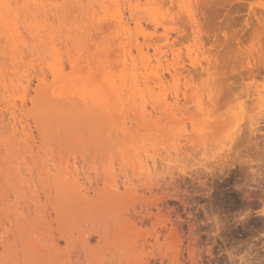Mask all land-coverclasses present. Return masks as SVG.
<instances>
[{
    "label": "rangeland",
    "instance_id": "374dc122",
    "mask_svg": "<svg viewBox=\"0 0 264 264\" xmlns=\"http://www.w3.org/2000/svg\"><path fill=\"white\" fill-rule=\"evenodd\" d=\"M57 1L60 2L62 0H55L54 3ZM67 1V4H64L67 6L66 11H71L70 13L68 12L69 15L72 13V16L70 15L72 21L70 20L69 23L67 22L68 24L72 22L70 24L71 26L64 22L65 26H69L68 29L62 24L67 14L65 11L63 12L65 15L63 14L61 16L63 18L57 15L62 23L59 22L60 20L57 19V16L54 17V15L58 14L56 9H58L59 12L61 8H64L62 4L63 1L60 3L57 2L58 4H62V7H59L60 5L58 6V4H55V8L52 6L55 10L52 7H49L51 9L48 7L45 8L47 11L51 10V12L53 9L54 13H56L54 14L52 12L53 17L51 18V12L48 11L50 17H47L48 12L44 11V9L43 11L46 13L43 16L46 15L45 17L49 19L47 20L45 18L46 20L44 21L43 18L41 23L44 21L42 25L45 26V28H43L46 32H44L46 40L48 39V37L46 38V35H48L46 26L49 28L50 33V27L55 30L53 32L55 37L53 35V38H55L54 41L56 40V46L52 44L54 42L53 40V42L49 41L54 48L58 50V53L55 54L54 57L56 59L58 58V60L54 59V62H63V64L60 63L64 68L63 73L67 76L68 80L72 79V82L68 81L66 78L67 83H60L55 86L52 77L54 75L50 74V72H55L56 75V71H54L55 69L52 68L50 63L53 61L52 58L54 54L51 57L50 55L52 53H46L47 55L45 52L40 53L41 55L37 53L38 56L36 57L34 51L33 54L29 56L28 51L22 46L25 50L23 51L21 49L22 51H20V48H18L17 52H22L23 58H20V56L16 57L21 59V61L18 62H21V64L25 63L23 65L27 69L25 70V67H22L20 64L17 71L22 67L18 71L19 73L22 71V74L20 73L22 76H19L18 73L17 75L23 80L24 86L27 84L25 81L26 79H29L30 84L27 87L28 89L26 88L25 93L20 89H13L5 93L6 96H9L8 99L10 103L12 105L14 104L13 106L16 105L14 109L17 110H12H14L17 119L10 120L9 116L5 114L6 118L4 116H1V118L6 119V124H0V126H3L0 128L1 131L7 130L4 132V136L2 135L4 138L0 136V264H264V215H261V212L264 211V171H262L264 170V164L261 162L262 157H264V116H262V112H264V70L261 71L263 73H260V75L256 77L255 81H250L246 78L243 81H236L234 84L235 89L232 91L227 89V84L233 82V80L229 79L226 83L223 78L215 75L213 79H210L205 72L201 71L206 66L205 60L208 59L206 50H208L211 42H207L208 39H206V36L210 33V28L208 27L211 26L206 25L201 18L199 19L198 26L195 27L190 25L184 18V13L182 14L179 10L177 3L171 5L169 3H162L158 0L162 5L159 4L161 8L155 13L154 6L150 7V5L144 4V0H138V3L140 2L138 6L139 9L136 10L135 8L136 13H134L133 10L134 17L132 19L130 18L132 14L129 11L131 10L130 8L134 9L133 6L137 3V0L129 1L130 3L133 2L132 4L125 1V3L120 6L121 9L118 6L119 12L121 10L123 11L121 14L125 15L124 18L129 23L131 32L134 34L130 41L125 39L124 36L117 35V32H114L112 26H110L111 28L108 27L112 24L110 23L111 19L110 21L107 20L108 15L118 11L117 8H108V11H112L110 13L105 9L104 11H106L107 14L109 13L108 15L105 13L106 16L96 2H88L87 0L88 4H90L88 6L87 2H84L86 0H78V5L79 3L82 5L78 6L75 5V0H73L72 3H70L72 0ZM188 2L189 4L191 3L193 9L200 4H204L201 6L204 7L203 12L207 17L208 13L211 14L208 12V9H206V6L210 3H214L215 5L222 4L223 6L231 5L230 13L232 14H229V9L226 11L227 9L225 7V11L224 9L219 10L217 18H220V22H222L225 20L227 14L233 17L235 15L234 21L236 20V22H234L233 26H235L234 28L236 30L234 31L233 26L231 27L232 31L231 29L229 30L233 33L238 32V39L241 37L238 47L244 48V50L250 49L252 44L256 47V40H254L256 36L254 37V35H252L255 30H257V34L260 31L262 35L264 34V23H262V21H264V8L260 7L264 0H189ZM240 3L241 5H239ZM159 5L156 6V9ZM242 5L244 7H241ZM146 6L150 7V11L148 10L149 8L146 9ZM239 6L241 8H239ZM212 7L214 9L217 8V6ZM90 8H92L91 12H95L94 15L92 14L97 17L95 20H100L98 23V20L95 21L93 26L91 25L94 17L92 19L90 17ZM166 9L167 11H165ZM41 11L42 10H40V12ZM154 14L158 20H161L163 16L162 18H165V23H167L166 29L161 25V27L158 26L157 34H155V37L160 40L159 45L163 52L161 54L155 53L152 48H149L147 54L149 60L147 61L140 59L135 48L136 37L139 38L138 42L140 45H144L143 43L145 42H143L144 39L142 35H137L135 33L134 20L136 19L135 17H137L138 19L136 20H139L146 31L154 33L155 24L152 21L153 17L155 18ZM74 15L77 17L74 18ZM169 15L171 17L173 16L172 20L167 18ZM250 15H253V17ZM87 16L90 17L89 19L91 22ZM254 17L259 18V21H256ZM217 18L216 20L214 19V23L219 21ZM246 18L250 22H247ZM66 20L68 21V19ZM73 21H75V23ZM245 22L248 23V25H246ZM243 24L245 26H243ZM20 25L22 24H19V26ZM102 25L104 26L102 28L105 29L103 33H101L103 29L100 28ZM242 26L244 28H242ZM89 27H91L92 30L95 28V32H92V30L89 31ZM36 28L39 29L42 28V26H37ZM257 28H260V31ZM77 29H79V31ZM247 29L251 32L247 31ZM229 30L227 29V31ZM19 31L23 32L22 37H26L25 39L29 42L30 37H28L29 35L25 30L19 29ZM41 31L43 30L40 29V33ZM66 31L67 33H65ZM70 31H72L71 33H73V35L75 34L74 37L79 38L81 36L84 37V40L80 37L82 40L78 39L79 42H77L78 40L75 38L76 43L70 40L66 41L67 39L65 37H68V35L69 37L71 36ZM215 32L216 31H214L215 35L218 33L217 36L220 35L219 38H222V32ZM242 32L244 33L243 35ZM211 33L213 34V32ZM227 33L229 34V32ZM236 33L234 34L236 35ZM116 35L118 37H116ZM72 37L73 36L70 38ZM111 39L113 42L110 41ZM48 40H51V38ZM201 40L203 41L204 49L201 48ZM77 43H79V45H77ZM68 44L69 46H66ZM82 44L85 46V49ZM223 45H225V43H223ZM123 46L127 51L125 67L121 61V50ZM108 49L111 50L109 51ZM91 51H100V53H98L97 56L96 53H94L97 58L94 56L91 57L92 55L89 56ZM54 52L56 53L57 51L55 50ZM67 53L69 56L66 55ZM43 55L44 57H41ZM6 56L7 59L6 57H1L0 62H2L0 65H2L0 67H2L3 70L4 66H7L4 68L3 71L5 72L3 74L7 72L9 75L6 73L4 77H7L8 80V77L11 76L10 78L15 80V77H13L15 75H13L14 73L12 72L14 68L16 69V64L18 65V62L15 60L19 58L11 59V54L9 53H7ZM176 56H179L181 60L184 61L185 68L193 75L191 84L193 95L191 96L193 97L195 95L194 97H196L197 95V97L196 99L193 97L194 102L192 101L189 103L187 109L191 108V110H195V100H197V98L202 101L203 104H206L211 95L216 96L219 94L222 98L231 97L232 94L238 96L241 90L246 87H248V91L252 94L251 99H249L250 101L247 100L245 102L244 100L243 104H241V102L234 103L233 101L234 104H238L239 106L234 104L231 105V102L230 105L226 104L225 107L218 106L212 111L213 109H211L210 106L208 108L209 103H207V108L212 111L208 110L210 115L208 120L211 122L215 120L216 122L220 119L222 122L225 121L222 123L219 120L223 125L220 124L224 126L231 122L233 120L232 117L235 115L234 118H237L238 122L235 123H237L239 127H236L237 124L235 123L228 125L231 128L235 126L237 133L233 127L232 131H230V135L229 130H231V128L224 126L225 129H221L223 132L219 130L220 134L219 131H217L219 127L214 125L216 126L215 130L217 132L212 128L214 130V133H212L213 130L210 128V130L207 131V133L210 132L208 134L210 135L209 138L213 137V139H215L217 135L220 134V139L217 138L219 142H216L217 139H206V143H210L208 144L209 147L212 145L210 148L206 147L208 146L207 144L206 146L198 145L199 143L197 142V144L195 141L196 139L199 141L198 136L197 134H193L195 136L194 140H192V138V142L186 146L187 148L189 146L190 150L192 147L193 149L191 151L188 150V155L186 157L182 155V158L173 155L175 151L171 150L170 146H168L175 144L174 137L176 130L174 127L175 125L172 127V124L173 121L174 123L176 122L174 119L176 117L165 120L164 118H166V115H164V111L162 109L159 110V101L161 98H166L167 102L171 101V96L174 91V84L172 81H168L161 87L141 84L140 88L144 94V101L137 96L132 99L134 96L131 95L132 93L129 87H127V84L131 81L129 80L128 83L127 78L130 77L128 76L129 74L132 75L131 78L136 76L142 79L143 75H148L151 70H155L168 78L169 74L166 68L168 64L176 60ZM104 57L107 58L104 59ZM99 58L104 61L102 60V62ZM189 58L196 59L202 67L196 71V73L191 69L190 65H188ZM8 59H11L12 62H8L10 61ZM69 59H74L77 65L76 69L71 68ZM31 61L33 64L31 63L30 65ZM13 63L15 65L14 67ZM10 67H12V69ZM119 67L123 69V72H120V76H122V78L125 77V80H123L124 83H120L122 78H120L119 73H116L122 70H119ZM134 68L135 70H133ZM186 69L184 71H186ZM27 71L29 72L28 75L25 74ZM102 71L107 72V74L109 73L111 77L114 76L113 78L117 75L119 76L116 77L117 79H113L116 81L115 88L122 90L124 95L117 96L119 98L118 100H116L117 98H113L114 96L112 97V95H109V97L104 98L100 96L91 101L89 100L91 97L88 92L90 87L86 85L90 98H87L88 96L86 95V98L83 97L86 92L82 91H80L82 92L80 96V93L77 91L84 89L83 85L81 87L82 83H84V85L86 84L83 81H88L92 78L95 80V84H103L104 81L101 82V77L107 78L105 77L107 75ZM39 72L44 74L47 78L46 85L48 88H44L46 91L44 89L40 91L36 86L38 85L36 78L40 75L38 74ZM124 72L127 73L125 74ZM23 74L26 76V79H24L25 77ZM226 76L227 78H231L230 74ZM78 77H81V80ZM99 77L101 79H99ZM77 78L79 79L78 82L76 81ZM73 79H76L77 86L80 85V87H76L79 88L77 91L70 87L71 85L74 86ZM125 81L127 83H125ZM5 82L8 85V81L5 80ZM118 84L120 85L118 86ZM57 85L59 86L57 87ZM103 85L106 84L104 83ZM121 85L125 87L120 89L122 88L120 87ZM54 86L57 88H54ZM71 88L75 90L78 95L73 94L74 92H72L73 90ZM53 89H57L55 93ZM33 90L34 92L36 91L35 94ZM61 92L63 96L60 95ZM0 93L3 94L2 89H0ZM56 97L59 99H55ZM72 97L77 98L75 100ZM1 98L0 95V99ZM61 98H64V100L62 99L63 101H61ZM66 98L72 99L71 101H67ZM43 99V102L45 103L46 100L50 107H45V104L42 102V106L39 104V108L44 107L46 109H40L39 114L36 105ZM104 99L108 103L104 102L102 105ZM56 100H58V102ZM65 100L66 103H64ZM94 100H97V103L94 104V102H96ZM99 101H101V105L98 103ZM244 102L246 104H244ZM47 104L46 106H48ZM190 105L194 108L192 109ZM54 106L56 108L58 107L59 110H56ZM105 106H107V110ZM230 106H233V109ZM237 107H243L244 109L242 108L243 111H240ZM102 109L105 111H102ZM227 110L229 113H227ZM231 110H233V112ZM36 111H38L37 115L35 114ZM195 111H191L189 114V117L191 116L190 118H192V120L190 119L191 122L194 124L196 122L197 125L201 120L207 119V117L204 119L199 115L200 121H197V118L196 121L193 120V115L196 117L194 114ZM49 112H51V114ZM56 112L59 113L57 114ZM230 113L233 115H230L232 117H229ZM44 114L50 115V119L48 116L47 119L46 116L42 118ZM212 115H214V117H219L218 120L211 117ZM225 115L228 116V119H226ZM42 119L45 120L43 121ZM235 119L234 121H236ZM62 120L63 124L61 125L59 122ZM75 121L76 123H74ZM188 121L189 120H187L186 123ZM215 122L214 124L219 123ZM13 123L15 124L14 128ZM249 124H252L253 129H256L252 134L247 132ZM4 126L6 127L5 130H3ZM23 127L25 129H23ZM170 128L174 130L172 131ZM227 128H229V136L234 137L230 148L227 145L228 138L224 139V137L227 136L222 135L224 131L227 133ZM233 131L237 134L235 135L237 136L236 138L233 135ZM13 132L17 133L18 136L17 134H13ZM5 135L7 137L10 136L11 140H14L13 137H15V143L13 140L11 142V140H9L10 137L7 138ZM211 135L213 136L211 137ZM6 141L8 142L7 144ZM2 142H5L6 146H4L5 144H1ZM216 143H222V145L224 143L223 146L225 148H223L226 149V151L223 150L221 153L231 149L227 154L228 157L225 155L227 158L222 157L224 164L221 159H219L220 162L218 160L215 162L219 157L213 147ZM8 144L9 147L12 148L9 149ZM14 145L15 147H13ZM205 147L210 151L206 150ZM235 147L240 149H236ZM14 148H18V150ZM198 149L202 151V153H200ZM233 149L236 150L234 151ZM197 151H199V154ZM193 152L197 154L196 157ZM209 154L215 157L212 156L211 158ZM172 155L173 157L171 160ZM150 157L157 159V174L155 173L149 178L143 176L142 178L138 176V174L134 175L135 177L132 176L135 169L132 171L130 161L136 159L140 162L141 160H148ZM179 158H181L182 161H180ZM183 158H186L187 161ZM177 159L180 162L177 163V161H174ZM224 159L227 160L225 161ZM240 160H244L246 163L240 165ZM210 161L214 163V165L211 164ZM230 164L236 166L229 167ZM212 166L214 167L212 168ZM216 166L219 167L217 168ZM5 177L7 179H5ZM129 180L130 182H128ZM126 187L130 188H128L129 191L126 190ZM241 216L243 219L239 218ZM157 234L159 242L155 240ZM29 239L31 240L29 241ZM71 240H73V242H71Z\"/></svg>",
    "mask_w": 264,
    "mask_h": 264
},
{
    "label": "bare ground",
    "instance_id": "6f19581e",
    "mask_svg": "<svg viewBox=\"0 0 264 264\" xmlns=\"http://www.w3.org/2000/svg\"><path fill=\"white\" fill-rule=\"evenodd\" d=\"M60 1V0H59ZM63 1V2H62ZM62 1H60V2H62V4L64 5H66L67 4V0H62ZM67 1V2H66ZM71 1V0H70ZM91 1H93V2H96V4L97 5H99L98 7L101 9V10H107V12H112V11H108V8H113V9H115V8H117V10L119 9V7L123 4V3H125V1L127 2V3H130L129 1H131V0H88V2H91ZM136 1V0H135ZM145 2H144V4H147V5H150V7H153V8H155L154 9V12L155 13H157V10H160V8H161V6L160 5H162V4H160V2L158 1V0H144ZM162 3H169V4H171V5H173V4H175V3H177V5H178V7H179V10L182 12V14L185 16L184 18L190 23V25H193V26H198L199 25V19L201 18L203 21H204V23L206 24V25H209V26H211V27H208V28H210L209 29V31H210V33L211 32H213V34L211 33V35H210V33L208 34V36H206V39H208V43H209V41L211 42L210 43V46H209V48H208V50H206V54H208L207 55V60H205L206 61V66H205V68L201 71V72H205L208 76H209V78L210 79H213L215 76H217V77H221V78H223L225 81H226V83H227V81L229 80V79H231V80H233V82H231V83H229V84H227V89L229 90V91H232L233 89H235V82L237 81H239V80H241V81H243L245 78L246 79H248V80H250V81H255V79H256V77L257 76H259L260 75V73H263V72H261V71H263L264 70V34L262 35V33H260V32H258V34H257V30H255V32L252 34V35H254V37H255V39L254 40H256V47H254L253 46V44H252V47L250 48V49H245L244 50V48H240V47H238V44H239V42H240V40L239 39H241V37L238 39V36H239V34H238V36H237V33L236 32H234V33H236V35L233 33V32H231L232 31V29H231V27L234 25V22H236V20L234 21V19H235V15H234V17L231 15V16H228V14L226 15V18H225V20H221L222 22H220V18H217L218 17V14H219V10H221V9H224V11H225V7H226V11H228V9H229V14H232V13H230V10H231V5H228V6H223L222 4H214V3H210L209 5H207L206 6V9H208V12H210L211 14H209L208 13V17L205 15V13L203 12V9H204V7H202L201 5H204V4H200V5H198L197 7H195L194 9L192 8V6H191V3L189 4V0H160ZM55 2V0H5V3H13L12 5H20V7L17 9V8H15V7H13V9L11 10V14L9 13V9H7V8H5L4 10H3V19L2 20H0V59H1V57H6V59H7V53H9V54H11V56H10V58L11 59H17V58H19V57H16V56H20V58H23V56H22V52H20V51H24L25 49L28 51V53H29V56H30V54L32 55L33 54V52L35 51V55H36V57L38 56V55H41L40 53H44L45 52V54L46 53H52L50 56L52 57V55H53V61L52 62H50L51 63V66H52V68L53 69H55L54 71H56V75H55V72L54 73H51L50 71V68H49V72H50V74H52V75H54V76H52L53 77V84H55V86H56V84H62V83H65L66 82V78H67V76H65L64 75V68H63V66L61 65V64H63V62H61L60 61V63L58 62V61H56V62H54L55 60L54 59H56V58H54L55 57V54H57L58 53V50L57 49H55L54 48V46L52 45V44H54L55 45V41H54V39L55 38H53V35H54V29L53 28H51L50 27V30H51V33H50V31H49V28L46 26V28H47V30H48V32H47V34L48 35H46V38L48 37V39L49 38H51V40H46L45 39V35H44V28H45V26L44 25H42V23H44V21L47 19V17H50V14L52 15L51 16V18L53 17V13H54V8L56 7V5L58 4V3H60V2H56V3H54ZM73 2V0L70 2V3H72ZM76 2V3H75ZM80 2V1H79ZM85 3L87 2V0L86 1H84ZM88 2H87V4H88ZM74 3H75V5H78V0L76 1H74ZM133 3V2H132ZM132 3H130V4H132ZM140 3V2H139ZM139 3H138V0H137V3L133 6L134 7V9H132V8H130L131 10L129 11L132 15H130L131 17V19L134 17L133 16V14L134 13H136V11H135V8H136V10H138L139 9ZM56 4V5H55ZM62 4H58V6L59 7H62L61 5ZM84 4V3H83ZM94 4V3H93ZM160 4V5H159ZM243 4V3H242ZM25 5H27V7L25 6ZM64 5V8L62 9H60V13L58 12V9H56V12L58 13V14H56V15H54V17H56L57 15L58 16H62L64 13V11H65V13H67L66 15H65V17H64V20H63V23L61 22V20H60V18L57 16V19L58 20H60L59 22L60 23H62L63 25H64V22H65V24H67V25H70L72 22H70V24H68L69 23V21L71 20V16H72V13L69 15L68 14V12L70 13L71 11L70 10H68V8H67V10L68 11H66V7L67 6H65ZM79 5H81L80 3H79ZM78 5V6H79ZM90 4H88V6H89ZM128 5V4H127ZM157 5H159L158 7H157V9H156V6ZM239 5H241V3L239 4ZM54 8H53V7ZM58 6H57V8H58ZM82 6V5H81ZM119 6V7H118ZM130 6V5H129ZM132 6V5H131ZM141 6V5H140ZM212 6H217V8H213ZM236 6L238 7V5L236 4ZM49 8V7H52L53 9H52V12H51V10H48V11H50L51 13L49 14V12L45 9V8ZM74 7H76V6H74ZM85 7H87V6H85ZM138 7V8H137ZM147 7V6H146ZM150 7H147L146 9H148L149 11H150ZM241 7H244L243 5L241 6ZM240 6H239V8H241ZM141 8V7H140ZM45 9V10H44ZM49 9H51V8H49ZM70 9V8H69ZM87 9V8H86ZM91 9L92 8H90V12H91ZM96 9V8H95ZM120 9H121V7H120ZM164 9V8H163ZM205 9V10H206ZM212 9V10H211ZM40 10H42L41 12H40ZM47 11L48 13H47V17H45V16H43L45 13H44V11ZM63 10V11H62ZM77 10V9H76ZM80 10V9H79ZM84 10V9H83ZM100 10V11H101ZM110 10V9H109ZM133 10H134V13H133ZM162 10V9H161ZM61 11H62V13H61ZM78 11V10H77ZM82 11V10H81ZM88 11V12H89ZM165 11H167V9L165 10ZM164 11V12H165ZM223 11V12H224ZM55 12V13H56ZM74 12V11H73ZM76 12V11H75ZM83 12V11H82ZM81 12V13H82ZM89 12V14H91V19L94 17V19L92 20V25L91 26H93L94 25V23H95V21H97L98 19H96L95 20V18H97V17H95V16H93L94 15V13L93 12H91L90 13ZM102 12V11H101ZM121 12L123 13V11L121 10L120 12H119V10L118 11H115V12H112V14L111 15H108L107 13H106V11H104V15H108V18H107V20L108 21H110V19H111V22L110 23H112L111 25H109L108 27H110V26H112V28H114L113 30H114V32L116 33L117 32V35H120V36H124L125 37V39H128V40H130V39H132V37H133V33L131 32V28H130V25H129V23L125 20V18H124V14L122 15L121 14ZM141 12V11H140ZM139 12V13H140ZM153 12V11H152ZM160 12V11H159ZM54 13V14H55ZM106 13V14H105ZM167 13V12H166ZM221 13V12H220ZM60 14V15H59ZM80 14V13H79ZM88 14V13H87ZM89 14H88V16H89ZM93 14V15H92ZM101 14V13H100ZM249 14V13H248ZM248 14H247V16H248ZM49 15V16H48ZM86 15V14H85ZM96 15V14H95ZM103 15V16H104ZM106 15V16H107ZM155 15V14H154ZM158 15V14H157ZM167 15V14H166ZM70 18H68V17ZM87 16V17H88ZM96 16H98V15H96ZM251 17H253V15H250ZM249 16V17H250ZM74 18L75 17H77L76 15H74L73 16ZM80 17V16H79ZM90 17H88V19L90 18ZM100 17V16H99ZM102 17V16H101ZM105 17V16H104ZM163 17V16H162ZM161 17V20L159 19H157L156 18V15H155V18L157 19H155L154 17H153V19H152V21L154 22V24H155V26H154V33H150V32H148V31H146V29L140 24V22H139V20L137 21L136 19H138L137 17H135L134 19L136 20V22H135V20H134V28H135V33L137 34V35H142V37H143V39H144V41L143 42H145V43H143L144 45H140V43L138 42V37H136L135 38V40H136V42H135V48H136V51H137V54H138V56L140 57V59H143V60H149V58H148V50H149V48H152L153 50H154V52L155 53H159V54H161L163 51H162V48L160 47V45H159V42H160V40L158 39V38H156L155 37V34H157L156 32H157V27L159 26V27H161V26H163V28L164 29H166L165 27H166V24L167 23H165V18H162ZM217 19H219V21L217 22V23H214L215 22V20H216V18ZM223 17V16H222ZM250 17V18H251ZM44 18V19H43ZM46 18V19H45ZM61 18H63V17H61ZM73 18V19H74ZM84 18V17H83ZM106 18V17H105ZM104 18V19H105ZM167 18H170V20H172L173 19V16L171 17L170 15H169V17H167ZM255 18V17H254ZM44 20V21H42V23H41V20ZM49 19V18H48ZM47 19V20H48ZM54 19V18H53ZM56 19V18H55ZM66 19H68V21L66 20ZM85 19V18H84ZM215 19V20H214ZM252 19V18H251ZM58 20H57V23H58ZM81 20V19H80ZM106 20V21H107ZM246 20H247V18H246ZM246 20H244V21H246ZM250 20V19H249ZM255 20L256 21H259V18H255ZM72 21V20H71ZM82 21V20H81ZM89 21H90V19H89ZM100 20H98L97 21V23L99 22ZM186 21V22H187ZM21 22V23H20ZM68 22V23H67ZM74 23H75V21H73ZM87 22V21H86ZM91 22V21H90ZM139 22V23H138ZM152 22V23H153ZM247 22H250V21H248L247 20ZM41 25H40V24ZM77 23H78V20H77ZM84 23V22H83ZM89 23V22H88ZM101 23H103V22H101ZM246 23V22H245ZM19 24H22V25H20L21 26V28H20V26H19ZM62 24H61V26H62ZM81 24V23H80ZM108 24V23H107ZM215 24V25H214ZM250 24V23H249ZM65 26L66 27V29H68V27L69 26ZM73 25V24H72ZM89 25V24H88ZM161 25V26H160ZM246 25H248V23H246ZM37 26H39V27H41L42 26V28H36ZM71 26V25H70ZM107 26V25H106ZM241 26V25H240ZM243 26H245L244 24H243ZM242 26V28H244ZM23 27V28H22ZM44 27V28H43ZM54 27V26H53ZM59 27H60V25H59ZM102 27H104L103 25L100 27V28H102ZM235 26H233V29H234V31L236 30L235 28H234ZM247 27V26H246ZM74 28V27H73ZM88 28V27H87ZM106 28V27H105ZM111 28V27H110ZM249 28V27H248ZM19 29H23V30H25V32L29 35L28 37H30V40H29V42H28V40L27 39H25L24 37H22V35H23V32L22 31H19ZM40 29H42L43 31H41V33H40ZM60 29V28H59ZM58 29V30H59ZM63 29H65V28H63ZM65 29V30H66ZM82 29H83V27H82ZM103 29V28H102ZM227 29L229 30V29H231V31L229 30V31H227ZM238 29V28H237ZM251 29V28H250ZM53 30V31H52ZM78 31H79V29H77ZM92 30V28L91 27H89V31H91ZM94 30H95V28H94ZM94 30H92V32L94 31ZM101 30V29H100ZM105 29H103V30H101L102 32L101 33H103V31H104ZM168 30V29H167ZM229 32V34L226 32ZM244 30V29H243ZM38 31V32H37ZM63 31V30H62ZM67 31H69V30H67ZM67 31L65 32V33H67ZM89 31H88V33H89ZM214 31H219V32H222L221 34V37L222 38H219V36H217L218 35V33L215 35L214 34ZM239 31H241V30H239ZM247 31H250L249 29H247ZM72 31H70V33H71ZM95 32V31H94ZM100 32V31H99ZM166 32V31H165ZM215 32V33H216ZM251 32V31H250ZM249 32V33H250ZM253 32V31H252ZM43 33V34H42ZM46 33V32H45ZM81 33V32H80ZM208 33V32H207ZM206 33V34H207ZM248 33V32H247ZM256 33V34H255ZM264 33V32H263ZM52 34V35H51ZM79 34V33H78ZM90 34V33H89ZM167 34V33H166ZM220 34V33H219ZM244 33L242 32V35H243ZM61 35V34H60ZM97 35H98V33H97ZM106 35V34H105ZM116 35V37H118ZM241 35V36H242ZM62 36V35H61ZM67 36V35H66ZM71 36H73L72 38H70ZM71 36L69 37V35H68V37H65L67 40L66 41H74L75 43H76V41H75V38L76 37H74L75 36V34L73 35V33H71ZM86 36H88V35H86ZM102 36V35H101ZM104 36V35H103ZM112 36V35H111ZM166 36H168V35H166ZM54 37H55V35H54ZM59 37V36H58ZM81 37V36H80ZM76 38L77 40L78 39H83L84 37H81V38ZM113 37V36H112ZM140 37V36H139ZM253 37V38H254ZM88 38V37H87ZM111 38V37H110ZM243 38V37H242ZM29 39V38H28ZM44 39V40H43ZM71 39H73V40H71ZM81 39V40H82ZM121 39V38H120ZM54 42H53V41ZM61 40V39H60ZM84 40V39H83ZM127 40V41H128ZM133 40H134V38H133ZM253 40V41H254ZM45 41H47V42H53L52 44L49 42V43H47V42H45ZM110 41H112V39L110 40ZM120 41V40H119ZM131 41V40H130ZM202 41V40H201ZM252 41V42H253ZM62 42V41H61ZM73 42V43H74ZM77 42H79V40L77 41ZM90 42V41H89ZM88 42V43H89ZM113 42V41H112ZM59 43H60V41H59ZM223 43H225V45H223ZM255 43V42H254ZM18 44H19V46H18ZM49 44V45H48ZM67 44V43H66ZM100 44V43H99ZM124 44V43H123ZM201 44V48H203V41L200 43ZM72 45V44H71ZM77 45H79V43H77ZM83 45V44H82ZM104 45V44H103ZM108 45V44H107ZM25 48V49H23V47ZM56 46V45H55ZM66 46H69V44L68 45H66ZM84 46V45H83ZM106 46V45H105ZM104 46V47H105ZM22 47V48H21ZM72 47V46H71ZM89 47V46H88ZM98 47V46H97ZM102 47V46H101ZM111 47V46H110ZM18 48H20L19 50V53L17 52L18 51ZM65 48H69V47H65ZM73 48V47H72ZM22 49V50H21ZM74 49V48H73ZM84 49H85V46H84ZM93 49H95V48H93ZM98 49H100V48H98ZM104 49H107V48H104ZM112 49V48H111ZM110 49V50H111ZM204 49V48H203ZM241 49H243V50H241ZM57 51L56 53L54 52V51ZM86 50L88 51V49L86 48ZM85 50V51H86ZM97 50V49H96ZM95 50V51H96ZM101 50H102V48H101ZM109 50V49H108ZM109 50V51H110ZM70 51V50H69ZM90 51V50H89ZM93 52V51H91V53H90V55L89 56H91V57H96L97 55H98V53H100V51L99 52ZM122 59H121V61H122V64H123V66L125 67L126 66V61H127V51H126V49L124 48V46L122 47ZM205 51V50H204ZM209 51V52H208ZM93 52V53H92ZM103 52H104V50H103ZM37 53H39L38 55H37ZM71 53V52H70ZM87 53V52H86ZM94 53H96V56L94 55ZM48 54V55H49ZM80 54H81V52H80ZM89 54V53H88ZM129 54H130V52H129ZM204 54V53H203ZM34 55V56H35ZM47 55V54H46ZM66 55H68V53L66 54ZM71 55V54H70ZM83 55V54H82ZM103 55H104V53H103ZM102 55V56H103ZM58 56V55H57ZM69 56V55H68ZM76 56V55H75ZM106 56V55H105ZM107 56H108V54H107ZM113 56V55H112ZM111 56V57H112ZM115 56V55H114ZM33 57V56H32ZM41 57H44V55L43 56H41ZM40 57V58H41ZM67 57V56H66ZM109 57H110V55H109ZM17 59V60H15V61H21V59ZM31 58V57H30ZM47 58V57H46ZM72 58H73V56H72ZM97 58V57H96ZM102 58V57H101ZM101 58H99L100 60H101ZM107 58V57H106ZM105 57H104V59H106ZM3 59V58H2ZM11 59H8V60H10V61H8V62H12L11 61ZM32 59V58H31ZM95 59V58H94ZM109 59V58H108ZM236 59H239V60H236ZM5 60V59H4ZM26 60V59H25ZM56 60H58V58L56 59ZM103 60V59H102ZM101 60V61H102ZM117 60V59H116ZM6 61V60H5ZM23 61H24V59H23ZM28 61H30V60H28ZM27 61V63L29 64V62ZM77 61V60H76ZM104 61V60H103ZM102 61V62H103ZM107 61V60H106ZM240 61V62H239ZM2 62V61H1ZM0 62V63H1ZM16 62V63H17ZM69 62H70V64H71V68L72 69H76V64H75V62H74V59L72 60H70L69 59ZM88 62V61H87ZM15 63V64H16ZM31 63H32V61L30 62V65H31ZM49 63V62H48ZM48 63H46V64H48ZM77 63V62H76ZM79 63V62H78ZM5 64H7V63H5ZM10 64V63H9ZM21 64V62H18V65L16 64V69L14 68V70H13V72L12 73H14L13 75H15V76H13V77H15L14 79L15 80H13V79H11L10 77L11 76H9L8 78V80H7V77L5 78L4 77V75L7 73H5V74H3L5 71H3L4 70V68L5 67H7V66H4V68H3V70H2V67H0V89H2V91H3V94L2 93H0V95H1V99H0V101L2 102H0V124H2V125H4V124H6L5 123V120L6 119H4V118H1V116L3 117H5V114H7L8 116H9V118H10V120L12 119V120H15V119H17L15 116V113H14V110H17V109H14V107H16V105L15 106H13L11 103H10V100L8 99L9 98V96H6L5 95V93H8L9 91H11V90H13V89H20V90H22L23 91V93H25L26 91V88L29 86V84H30V82H29V79H26V76L23 74V76L25 77L24 79H26L25 81L27 82V84L24 86L23 85V80L22 79H20L19 78V76H22V75H20V73L22 72H18L22 67H25L23 64H25V63H22L21 64V68L17 71V69H18V66ZM33 64V63H32ZM2 65V64H1ZM0 65V66H1ZM29 65V66H30ZM50 65V64H49ZM93 65H95V64H93ZM109 65V64H108ZM188 65H190V67H191V69H193L194 71H195V73H196V71H198L200 68H202L200 65H199V63H198V61L196 60V59H191V58H189V63H188ZM15 65H14V63H13V67H14ZM34 66H36V65H34ZM47 66V65H46ZM99 66V65H98ZM101 66H104V65H101ZM100 66V67H101ZM28 67V66H27ZM48 67V66H47ZM47 67H46V69H47ZM112 67V66H111ZM122 67V66H121ZM11 69H12V67H10ZM30 68H31V66H30ZM36 68V67H35ZM102 68H104V67H102ZM102 68H101V70H102ZM107 68V67H106ZM10 69V70H11ZM25 70L27 69L26 67L24 68ZM33 69H34V67H33ZM72 69H70V70H72ZM120 69H122V68H120L119 67V70ZM186 68H185V64H184V61H182L181 60V58L179 57V56H176V60L175 61H173L172 63H170V64H168V66H167V68H166V71H167V73L169 74V76H168V78L164 75V74H162V73H160L159 71H155V70H151L149 73H148V75L146 74L145 76L143 75V77H142V79L140 78H138V77H136V76H134V77H132L131 78V74H127L128 76H130L129 78H131V79H129V78H127V76H126V78L128 79V83H129V80H131L130 81V83L129 84H127V87H129V90L131 91V95L132 96H134L132 99H134V98H136V96L139 98V99H141L142 101H144L143 99H144V94L142 93V90H141V84H146V85H153V86H155V87H161V86H163L165 83H167L168 81H172V83L174 84V91H173V93H172V96H171V101L170 102H167V99L166 98H161L160 99V101H159V110L160 109H162L163 111H164V115H166V118H164L165 120L166 119H170V118H174V117H176V118H174L175 119V123H174V121H173V124H172V127L174 126L175 127V137H174V134H173V137L175 138L174 140H175V144L174 145H168V146H170V148H171V150H173V151H175L174 152V154L173 155H176V157H181L182 155H185V157L188 155L187 154V151L188 150H190L189 149V146H188V148L186 147L187 146V144H189V143H191L192 142V140H194V138H195V136L193 135V134H197V136H198V140L199 141H197V139L195 140L196 141V143L198 144V145H201V146H206V142H207V140H208V138L210 137V135H208L209 133H207V131H209L210 130V128L212 129V128H214V130H215V127L217 126V127H219L218 128V130L217 131H219V130H223V129H225L224 128V126L225 127H230L228 124H232V123H235V122H237V118L235 119L234 118V116L232 115L233 113V110H231L232 112V114L230 113L229 114V117H232L233 118V122L231 121V122H229L227 125H224V126H222L223 124V122H225V121H223L222 122V120H220L221 122H219V120H218V118L219 117H214V115H212L211 117H214L215 119H217L218 121H216V122H219L218 124L219 125H221V126H219L218 124H214V122H215V120H214V118H213V120L214 121H210V120H208V117H210V115H209V111H211V110H209L208 108H209V106H210V108L211 109H213L212 111H214V109L215 108H217L218 106H224L225 107V105L226 104H229L230 105V103L232 102V104L231 105H233L234 103H240L241 102V104H243V101L245 100V102L248 100V101H250L249 99H251V97H252V94L248 91V87H246L245 89H243V90H241V92H240V94L238 95V96H236V94H232L231 95V97H220V95L218 94V95H216V96H210V98H209V100H208V102L207 103H209L208 104V108H207V103L206 104H203L202 103V101H200L198 98H197V100H195L196 102V104H195V110L193 109L194 107L193 106H191L192 107V109L193 110H191V108L190 109H187V105L189 104V103H191L193 100H194V98L196 99V97H197V95H196V97H192L191 95H193V93H192V89H191V84H192V81H193V75H192V73L190 72V71H187V69H186V71H184ZM189 69V68H188ZM5 70H7V69H5ZM37 70V69H36ZM69 70V71H70ZM93 70V69H92ZM99 70V69H98ZM133 70H135V68L133 69ZM3 71V72H2ZM76 71V70H75ZM109 71H111V70H109ZM113 71V70H112ZM117 71V70H116ZM123 72V69L122 70H120V71H117L116 73H119V76L121 75V73L120 72ZM24 72H26V71H24ZM23 72V73H24ZM37 72V71H36ZM73 72H74V70H73ZM77 72H78V69H77ZM103 72V71H102ZM107 72H108V70H107ZM107 72H103V73H105L107 76H105V77H107V78H104V77H101L102 78V80H101V82L102 81H104L103 82V84L105 83L106 85H100V84H95V80L94 79H90V80H88V81H83V82H85L86 84L84 85V83H82L81 84V87H82V85H83V87H84V89H80L79 90V88H76V87H80V85L79 86H77V82H78V78H80V80H81V77H78L77 78V82L73 79V82H74V86H70V87H72L73 89H76V91H77V89L79 90V91H77V92H79L80 93V96H81V93L82 92H86L85 94H84V96L83 97H85V95L86 96H88L87 98H90L89 100H91L92 101V99H96V98H98V97H100V96H103L104 98H106V97H109V95L111 96L112 95V97L113 98H117L116 100H118L119 98L117 97V96H122V95H124L123 93V91L122 90H119L118 88H115V84H116V81L115 80H113V79H115L117 76H115V78H113V77H111L110 76V74H109V77H108V74H107ZM17 73H18V75H17ZM28 71H27V73H25L26 75H28ZM125 73V72H124ZM127 73V72H126ZM125 73V74H126ZM8 75H9V73H7ZM22 74V73H21ZM38 74H40L39 76H37V78H36V80H37V83H38V85H36L37 86V88L38 89H40V91H42L44 88H48L47 87V85H46V76L44 75V74H41L40 72L38 73ZM38 74H36V75H38ZM114 74H115V72H114ZM227 74H230V77L231 78H227ZM11 75V74H10ZM74 75V74H73ZM113 75V74H112ZM215 75V76H214ZM6 76V75H5ZM30 76V75H29ZM92 76V75H91ZM118 76V77H119ZM123 76H124V74H123ZM28 77V76H27ZM71 77V76H70ZM70 77H69V79H70ZM260 77H262V76H260ZM23 78V77H22ZM29 78V77H28ZM72 78V77H71ZM74 78H76V77H74ZM100 77H99V79H101ZM120 78H122V76H120ZM117 79V78H116ZM126 79V80H127ZM5 80L6 81H8L7 83H8V85L6 84V82H5ZM67 80H68V78H67ZM72 80V79H71ZM71 80H68V81H70V82H72ZM122 81L120 82V83H124V81L123 80H125V77H123L122 79H121ZM17 81V82H16ZM82 81H80V82H82ZM117 81H119V80H117ZM76 82V83H75ZM88 82V83H87ZM100 82V81H99ZM67 83V82H66ZM125 83H127L126 81H125ZM69 84V83H68ZM67 84V85H68ZM76 84V85H75ZM78 84H80V83H78ZM64 85V84H63ZM90 87V89H88V87ZM120 84H118V86H119ZM123 85V84H122ZM120 86V87H122V88H120V89H123L125 86ZM126 85V84H125ZM51 86V85H50ZM49 86V87H50ZM54 86V88H57L59 85H57V87H55ZM106 86V87H105ZM243 86V85H242ZM241 86V87H242ZM246 86V85H245ZM64 87V86H63ZM86 87H87V89L89 90H87L86 89ZM116 87H117V85H116ZM65 88V87H64ZM71 88V89H72ZM28 89V88H27ZM37 89V90H38ZM59 89H60V87H59ZM59 89H58V92H59ZM63 89V88H62ZM62 89H61V91H62ZM66 89V88H65ZM72 89V90H73ZM117 89H118V91H117ZM35 90V89H34ZM34 90H33V92H34ZM45 90V89H44ZM49 90V89H48ZM54 90V93L56 92V90L55 89H53ZM68 90V89H67ZM86 90V91H85ZM19 91V90H18ZM46 91V90H45ZM65 91V90H64ZM80 91H82V92H80ZM90 93V97H89V93ZM91 91V92H90ZM36 92V91H35ZM35 92H34V94H35ZM53 92V91H52ZM72 92H74L73 94H75V95H78V94H76L77 92H75V90H73ZM111 92V93H110ZM128 92V91H127ZM38 93V92H37ZM41 93H43V92H41ZM69 93V92H68ZM88 93V94H87ZM45 94V93H44ZM62 94V92L60 93V95ZM70 94V93H69ZM59 95V96H60ZM130 95V94H129ZM18 96V95H17ZM55 96V95H54ZM61 96H63V95H61ZM65 97H68V96H65ZM131 97V96H130ZM211 97H213V98H211ZM73 98V97H72ZM71 98V99H72ZM77 98V97H76ZM76 98H73V99H75L76 100ZM86 98V97H85ZM208 98V97H207ZM22 99V98H21ZM55 99H59V98H55ZM64 100V98H61V101H63ZM67 99V101H71V99L69 98H66ZM120 99H121V97H120ZM88 100V99H87ZM199 100V101H198ZM44 101V99L40 102V103H37V110H39V114H40V109H42L43 110V108H39V104H41V106H42V102ZM57 102H58V100H56ZM60 101V100H59ZM74 101V100H73ZM72 101V102H73ZM81 101V100H80ZM94 101H96V102H94V104L95 103H97V100H94ZM103 101V100H102ZM233 101H234V103H233ZM26 102V101H25ZM39 102V101H38ZM101 101H99L98 103L101 105V103H100ZM104 102H106V103H108L105 99H104V101L102 102V105L104 104ZM194 102V101H193ZM244 102V104H246ZM16 103V102H15ZM48 102H46V100H45V103L43 102V104H45L44 106L45 107H50L48 104H47ZM59 103H61V102H59ZM63 103V102H62ZM64 103H66V100H65V102ZM71 103V102H70ZM88 103H89V101H88ZM87 103V104H88ZM105 103V104H106ZM22 104V103H21ZM24 104V103H23ZM26 104V103H25ZM46 104L48 105V106H46ZM86 104V105H87ZM90 104V103H89ZM223 104V105H222ZM241 104H240V107H241ZM3 105V106H2ZM59 105V104H58ZM75 105V104H74ZM83 105H84V103H83ZM206 105V106H205ZM228 105V106H229ZM234 105H237V106H239L238 104H234ZM52 106V105H51ZM72 106V105H71ZM78 106H79V103H78ZM99 106V105H98ZM55 107V106H54ZM73 107V106H72ZM83 107V106H82ZM93 107V106H92ZM91 107V108H92ZM103 107V106H102ZM101 107V108H102ZM106 107V110L108 109L107 108V106H105ZM230 107H232V109H233V106H230ZM240 107H237V108H239V110L241 111L242 110V108H240ZM245 107V106H244ZM39 108V109H38ZM56 108V107H55ZM54 108V109H55ZM79 108V107H78ZM85 108V107H84ZM104 108V107H103ZM138 108V107H137ZM228 108V107H227ZM236 108V107H235ZM12 109H14V110H12ZM20 109V108H19ZM33 109V108H32ZM46 108H44V110H45ZM49 109V108H48ZM58 109V107L56 108V110ZM72 109V108H71ZM74 109V108H73ZM230 109V108H229ZM244 109V108H243ZM35 110H36V107H35ZM51 110H52V107H51ZM59 110V109H58ZM85 110V109H84ZM95 110V109H94ZM161 110V111H162ZM190 110V111H189ZM209 110V111H208ZM238 110V109H237ZM74 111V110H73ZM73 111H72V113H73ZM96 111V110H95ZM102 111H105V110H103L102 109ZM191 111H195L194 112V114H195V116L196 117H194V115H193V120H195L196 121V118H197V121L199 120H201L200 119V116L201 117H203L204 119L207 117V119H205V120H201V122H198V124L196 125V122H195V128H196V130L195 131H193L192 130V128H193V122H191L190 121V119L192 120V118H190L189 117V114L191 113ZM211 111V112H212ZM235 111V110H234ZM243 111V110H242ZM16 112V111H15ZM22 112V111H21ZM38 111H36V115L38 114L37 113ZM44 112V111H43ZM61 112V111H60ZM67 112H70V111H67ZM80 112H81V110H80ZM110 112V111H109ZM113 112V111H112ZM160 112V111H159ZM210 112V113H211ZM50 114H51V112H49ZM52 113H53V111H52ZM57 113V112H56ZM59 113V112H58ZM57 113V114H58ZM76 113V112H75ZM86 113V112H85ZM145 113V112H144ZM143 113V114H144ZM227 113H229L228 112V110H227ZM226 113V114H227ZM235 113V112H234ZM57 114H56V116H57ZM68 114H71V113H68ZM81 114V113H80ZM146 114H147V112H146ZM163 114V113H162ZM198 114V115H197ZM215 114V113H214ZM29 115H31V114H29ZM62 115V114H61ZM73 115V114H72ZM96 115V114H95ZM192 115V114H191ZM200 115V116H199ZM230 115H232V116H230ZM8 116H7V118H8ZM27 116V115H26ZM33 116H35V115H33ZM43 117L42 118H44L45 116H46V119H47V116H48V114L47 115H42ZM50 116V115H49ZM48 116V118L50 119V117ZM53 116H54V114H53ZM179 116V117H178ZM224 116V115H223ZM226 116V119H228V116L227 115H225ZM40 117H41V115H40ZM95 117V116H94ZM100 117V116H99ZM237 117V116H236ZM6 118V117H5ZM38 118H39V116H38ZM90 118V117H89ZM105 118V117H104ZM179 118V119H178ZM199 118V119H198ZM3 119H4V122H3ZM25 119V118H24ZM41 119V118H40ZM101 119V118H100ZM225 119V118H224ZM223 119V120H224ZM234 119L236 120V121H234ZM43 121L45 120V119H42ZM103 120V119H102ZM139 120V119H138ZM161 121H163L162 119H160ZM187 120H189L190 121V123L187 125V123L189 122H187L186 123V121ZM229 120H231V119H229ZM9 121V120H8ZM40 121V120H39ZM55 121V120H54ZM85 121V120H84ZM94 121V120H93ZM105 121V120H104ZM103 121V122H104ZM140 121V120H139ZM3 122V123H2ZM12 122V121H11ZM63 122V120L62 121H60L59 122V124H63L62 123ZM65 122V121H64ZM67 122V121H66ZM98 122V121H97ZM109 122V121H108ZM215 122V123H216ZM15 124H17L16 122H14ZM13 123V128H14V124ZM68 123V122H67ZM74 123H76V121L74 122ZM221 123V124H220ZM226 123H227V121H226ZM238 123V122H237ZM237 123H235V124H237ZM9 124H10V122H9ZM33 124V123H32ZM35 124V123H34ZM47 124V123H46ZM45 124V125H46ZM56 124V123H55ZM65 124V123H64ZM235 124H233V125H235ZM0 126V128H2L3 126ZM7 125H8V123H7ZM7 125H5V126H7ZM31 125V124H30ZM75 125V124H74ZM96 125V124H95ZM214 125H216V126H214ZM4 126V128H3V130H5V127ZM38 126V125H37ZM55 126V125H54ZM70 126V125H69ZM232 126V125H231ZM34 127V126H33ZM56 127V126H55ZM64 127V126H63ZM221 127V128H220ZM223 127V128H222ZM234 127V128H233ZM232 128L235 130V126H233ZM236 127H239L238 126V124L236 125ZM43 128H44V126H43ZM160 128V127H159ZM164 128V127H163ZM231 128V127H230ZM232 128H231V130H229V134L231 135V132L230 131H232ZM23 129H25L24 127H23ZM22 129V130H23ZM70 129H71V127H70ZM95 129H97V128H95ZM101 129V128H100ZM171 130H172V128H170ZM217 129V128H216ZM228 129L229 128H227V130H226V132L227 133H225V131H224V134H222V135H224V136H227V137H224V139L226 138H228V147L230 148L231 146V143H232V140H233V138L234 137H232V136H229V134H228ZM17 130V129H16ZM48 130H49V128H48ZM55 130V129H54ZM60 130V129H59ZM76 130V129H75ZM170 130V131H171ZM174 130V129H173ZM172 130V131H173ZM213 130V129H212ZM214 130L212 131V133H214ZM221 130V131H222ZM237 130V129H236ZM235 130V131H236ZM240 130V129H239ZM1 131V130H0ZM7 130H5V131H1L0 133H2V134H0V136H2L3 134H5L4 132H6ZM47 131V130H46ZM50 131V130H49ZM160 131V130H159ZM216 131V130H215ZM216 131V132H217ZM235 131H233V135L235 136V135H237L236 133H237V131H236V133H235ZM256 131V129L254 128L253 129V125L252 124H249L248 125V131L247 132H249V133H254ZM43 132H45V131H43ZM42 132V133H43ZM51 132V131H50ZM71 132V131H70ZM99 132V131H98ZM168 132V131H167ZM223 132V131H222ZM22 133H23V131H22ZM54 133V132H53ZM56 133V132H55ZM121 133H122V131H121ZM166 133V132H165ZM211 133V134H212ZM219 133H220V131H219ZM13 134H17V133H15V132H13ZM21 134V133H20ZM28 134V133H27ZM37 134V133H36ZM73 134H75V133H73ZM72 134V135H73ZM221 134V133H220ZM219 134V135H220ZM226 134V135H225ZM25 135V134H24ZM101 135V134H100ZM217 135V134H216ZM219 135H217V138H219L220 136ZM221 135V136H222ZM4 136V135H3ZM2 136V137H3ZM6 136V135H5ZM15 136V135H14ZM17 136H18V134H17ZM16 136V137H17ZM57 136V135H56ZM64 136V135H63ZM71 136V135H70ZM192 136H194V137H192ZM213 135H211V137H212ZM229 136V137H228ZM246 136H247V134H246ZM7 137V136H6ZM5 137V138H6ZM10 137V136H9ZM9 137H7V138H9ZM13 137V136H12ZM23 137V136H22ZM76 137V136H75ZM216 137V136H215ZM214 137V138H215ZM223 137V136H222ZM221 137V138H222ZM237 136H235V138H236ZM245 137V136H244ZM249 137H250V134H249ZM4 138V137H3ZM14 138V140H15V137H13ZM35 138V137H34ZM54 138V137H53ZM193 138V139H192ZM217 138H215V139H213V137L212 138H209V140L210 139H212V140H216ZM248 138V137H247ZM246 138V139H247ZM59 139V138H58ZM169 139V138H168ZM192 139V140H191ZM207 139V140H206ZM220 139V138H219ZM230 139V140H229ZM255 139V138H254ZM4 140H6V139H4ZM8 140V139H7ZM9 140H11V137H10V139ZM13 140V139H12ZM12 140H11V142H12ZM13 140V141H14ZM22 140V139H21ZM20 140V141H21ZM26 141H27V139H25ZM212 140H211V142H212ZM236 140V139H235ZM1 141H2V139H1ZM18 141V140H17ZM56 141V140H55ZM61 141V140H60ZM172 141V140H171ZM218 141V139L216 140V142ZM27 142H29V141H27ZM26 142V143H27ZM57 142V141H56ZM106 142V141H105ZM109 142V141H108ZM165 142V141H164ZM167 142V141H166ZM219 142V141H218ZM220 142H222V141H220ZM235 142V141H234ZM236 142H237V140H236ZM8 142L6 141V144H7ZM14 143H15V141H14ZM19 143V142H18ZM172 143H174V142H172ZM195 143V144H196ZM241 143V142H240ZM1 144H5V142H2ZM6 144L4 145V146H6ZM10 144V143H9ZM9 144H8V147H9ZM22 144V143H21ZM50 144V143H49ZM208 144H210L209 142H208ZM207 144V145H208ZM211 144H213V143H211ZM217 144V145H216ZM215 144V146H213L214 148H215V150H216V154L219 156V157H221V158H219L217 155V159L215 160V162L218 160L219 161V159H221V161L223 160V158L222 157H225V158H227L228 157V153H229V151L231 150V149H229V151H227V152H225L226 151V149H224L225 147L223 146L224 145V143H223V145H222V143L220 144V143H216ZM226 144V143H225ZM214 145V144H213ZM233 145V144H232ZM234 145H236V144H234ZM241 145V144H240ZM11 146H12V143H11ZM21 146V145H20ZM130 146V145H129ZM196 146V145H195ZM200 146V147H201ZM212 146V145H211ZM210 146V147H211ZM257 146V145H256ZM13 147H15V145L13 146ZM132 147V146H131ZM206 147H209V145L208 146H206ZM206 147H205V149H206ZM209 147V148H210ZM224 147V148H223ZM239 147V146H238ZM238 147H235L236 149L238 148ZM10 148H12V147H9V149ZM169 148V149H170ZM203 148V147H202ZM201 148V149H202ZM2 149V148H1ZM6 149V148H5ZM14 149H16V148H14ZM192 149H193V147H192ZM191 149V150H192ZM204 149V148H203ZM213 149V148H212ZM235 149V150H236ZM238 149H240V148H238ZM7 150V149H6ZM5 150V151H6ZM16 150H18V148L16 149ZM165 150V149H164ZM190 150V151H191ZM199 150V149H198ZM206 150H208V148L206 149ZM206 150H204V151H206ZM223 150H225L224 151V153H221V151L223 152ZM228 150V149H227ZM234 150V149H233ZM234 150V151H235ZM170 151V150H169ZM200 151V150H199ZM199 151H197V153L199 152ZM208 151H210V150H208ZM211 151H214V150H211ZM241 151V150H240ZM243 151V150H242ZM4 152V151H3ZM2 152V153H3ZM16 152V151H15ZM167 152H168V150H167ZM169 153V152H168ZM188 153H189V151H188ZM193 153H195V152H193ZM192 153V154H193ZM200 153H202V151H200ZM211 153V152H210ZM232 153H233V151H232ZM166 154V153H165ZM199 154V153H198ZM212 154V153H211ZM211 154H209V156H211ZM214 154V153H213ZM223 154H224V156H223ZM239 154V153H238ZM4 155V154H3ZM130 155V154H129ZM167 155V154H166ZM169 155V154H168ZM173 155L171 156V160H172V157H173ZM194 155V154H193ZM196 153H195V157H196ZM225 155H227V157L225 156ZM104 156V155H103ZM136 156V155H135ZM160 156H162V155H160ZM207 156V155H206ZM212 156H214V155H212ZM212 156H211V158H212ZM231 156V155H230ZM168 157V156H167ZM215 157V156H214ZM133 158V157H132ZM142 158V157H141ZM174 158H175V156H174ZM173 158V159H174ZM182 158V157H181ZM181 158H179V160L180 161H182V159ZM190 158V157H189ZM229 158H231V157H229ZM138 159V158H137ZM162 159V158H161ZM165 159V158H164ZM167 159V158H166ZM184 160L186 159V158H183ZM202 159V158H201ZM200 159V160H201ZM207 159V158H206ZM232 159V158H231ZM129 160V159H128ZM141 160V159H140ZM183 160V161H184ZM190 160V159H189ZM203 160H204V158H203ZM202 160V161H203ZM214 160H213V162H214ZM225 160V159H224ZM227 160V159H226ZM225 160V161H226ZM139 161V160H138ZM136 159H134V160H131L130 162V167L132 168V171H134V169H135V173L133 172L132 173V176H134V175H136V174H138V176H143V177H146V178H149V177H151L152 175H154L156 172H157V165H158V162H157V159H155V158H151L150 157V159H148V160H141L140 162H138ZM174 161H177V163L178 162H180V161H178V159L177 160H174ZM186 161H187V159H186ZM212 161V160H211ZM211 161H210V163H211ZM159 162H160V160H159ZM171 162V161H170ZM220 162V161H219ZM223 162V164H224V161H222ZM162 163V162H161ZM160 164V163H159ZM164 164V163H163ZM162 164V165H163ZM193 164V163H192ZM202 164V163H201ZM208 164V163H207ZM211 164H213L214 165V163H211ZM226 164V163H225ZM122 165V164H121ZM205 165V164H204ZM219 165V164H218ZM222 165V164H221ZM220 165V166H221ZM198 166V165H197ZM210 166V165H209ZM208 166V167H209ZM123 167V166H122ZM163 167V166H162ZM206 167H207V165H206ZM205 167V168H206ZM214 166H212V168H213ZM217 167V166H216ZM215 167V168H216ZM219 167V166H218ZM217 167V168H218ZM169 169V168H168ZM209 169H210V167H209ZM222 169V168H221ZM4 170V169H3ZM114 170V169H113ZM137 170V171H136ZM212 170V169H211ZM125 171V170H124ZM159 171V170H158ZM4 172V171H3ZM6 172V171H5ZM137 172V173H136ZM160 172V171H159ZM157 174V173H156ZM91 177V176H90ZM135 177V176H134ZM142 177V178H143ZM141 178V179H142ZM145 178V179H146ZM5 179H7L6 177H5ZM141 181V180H140ZM139 181V182H140ZM12 182V181H11ZM128 182H130V180L128 181ZM127 183V182H126ZM131 183H133V182H131ZM129 184V183H128ZM115 185V184H114ZM116 186V185H115ZM127 188V187H126ZM129 188V187H128ZM126 189V190H128L129 191V189ZM72 190V189H71ZM74 190V189H73ZM125 190V191H126ZM85 197V196H84ZM83 200V199H82ZM14 209V208H13ZM4 212H6V211H4ZM8 213V212H7ZM13 213V212H12ZM38 213V212H37ZM5 215L7 216V214L5 213ZM10 221V220H9ZM172 229V228H171ZM172 232V231H171ZM5 233V232H4ZM174 233V232H173ZM167 234V233H166ZM30 237V236H29ZM31 238V237H30ZM166 238V237H165ZM31 239H29V241H30ZM155 240L157 241V242H159L158 241V234H157V237L155 236ZM155 241V242H156ZM71 242H73V240H71ZM75 242V241H74ZM174 243H175V241H174ZM172 245H173V243H172ZM130 247V246H129Z\"/></svg>",
    "mask_w": 264,
    "mask_h": 264
},
{
    "label": "snow or ice",
    "instance_id": "6c2138e0",
    "mask_svg": "<svg viewBox=\"0 0 264 264\" xmlns=\"http://www.w3.org/2000/svg\"><path fill=\"white\" fill-rule=\"evenodd\" d=\"M26 7H27V5H25ZM253 6H255V5H253ZM13 7H15V8H19L20 7V5H12L11 3H5V0H0V20H2L3 19V10L5 9V8H7V9H9V13L11 14V10L13 9ZM260 7H262V8H264V2H262L261 3V5H260ZM262 23H264V21H262ZM262 116H264V112H262ZM192 130L193 131H195L196 130V128H195V124H193V128H192ZM261 162H262V164H264V157H262V160H261ZM246 163V161H244V160H240L239 161V164L240 165H243V164H245ZM236 165H234V164H230L229 165V167H235ZM262 171H264V170H262ZM261 215H264V211H262L261 212ZM240 219H243V217L241 216V217H239Z\"/></svg>",
    "mask_w": 264,
    "mask_h": 264
}]
</instances>
